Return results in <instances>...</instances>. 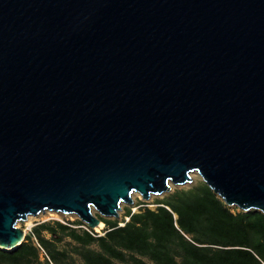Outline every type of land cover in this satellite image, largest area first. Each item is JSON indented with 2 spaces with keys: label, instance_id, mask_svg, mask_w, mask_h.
<instances>
[{
  "label": "water",
  "instance_id": "95a60500",
  "mask_svg": "<svg viewBox=\"0 0 264 264\" xmlns=\"http://www.w3.org/2000/svg\"><path fill=\"white\" fill-rule=\"evenodd\" d=\"M198 174L264 214V0H0V249Z\"/></svg>",
  "mask_w": 264,
  "mask_h": 264
},
{
  "label": "trees",
  "instance_id": "16d2710c",
  "mask_svg": "<svg viewBox=\"0 0 264 264\" xmlns=\"http://www.w3.org/2000/svg\"><path fill=\"white\" fill-rule=\"evenodd\" d=\"M155 204L127 208L122 221L96 215L102 234L81 221L38 223L17 250L0 249V264H264L263 213L227 206L203 181Z\"/></svg>",
  "mask_w": 264,
  "mask_h": 264
},
{
  "label": "rangeland",
  "instance_id": "374dc122",
  "mask_svg": "<svg viewBox=\"0 0 264 264\" xmlns=\"http://www.w3.org/2000/svg\"><path fill=\"white\" fill-rule=\"evenodd\" d=\"M201 181H202L201 177L198 174L194 173V174H192V182H190V183H188V184H186L184 186L171 185V191L170 192L164 193L162 195H151V198L149 200H147V201L143 200L142 196L139 193L134 192L133 195H132V199H133V203L132 204H126V203H122L121 204V208L122 209L119 212V218L117 220L118 221H122V219H124L125 210L127 208H131V210L133 212H136V211L139 210V208L141 206H144V204H145L148 207H150L152 209H155V207H156L155 202L158 199H163V198L167 197L169 194L173 193L176 189H189V188H192V187L198 185ZM94 214L95 215H99L97 212H95V210H94ZM108 219H116V218L112 217V218H108ZM30 221H31V226L30 227L26 226V222H19L18 223V226L25 230L26 235H28L30 233V229H32V227H34L36 224L41 223V222H45V221H61L63 223H71L72 225H74V227H77V221H81V220L75 214L66 215V214H62V213H55V212H51V211H46V212L40 213L37 216H30ZM104 228H105V225L98 232L102 234ZM77 264H79V261H78ZM118 264H121V263H118Z\"/></svg>",
  "mask_w": 264,
  "mask_h": 264
},
{
  "label": "built area",
  "instance_id": "2783aa9c",
  "mask_svg": "<svg viewBox=\"0 0 264 264\" xmlns=\"http://www.w3.org/2000/svg\"><path fill=\"white\" fill-rule=\"evenodd\" d=\"M126 220H128V217H126ZM120 225H123V223H120ZM33 228V227H32ZM32 231V229H30V232ZM35 240V243H36V246L39 248L40 250V256H41V259L42 260H46L48 259L49 260V257L46 253V251L40 246V244L36 241V239L34 238Z\"/></svg>",
  "mask_w": 264,
  "mask_h": 264
},
{
  "label": "bare ground",
  "instance_id": "6f19581e",
  "mask_svg": "<svg viewBox=\"0 0 264 264\" xmlns=\"http://www.w3.org/2000/svg\"><path fill=\"white\" fill-rule=\"evenodd\" d=\"M133 195V193H132ZM94 212V210H93ZM26 226L30 227L31 226V221H30V217L28 218V220L26 221ZM104 227V223H101L100 226L97 228V231H100L102 228Z\"/></svg>",
  "mask_w": 264,
  "mask_h": 264
}]
</instances>
